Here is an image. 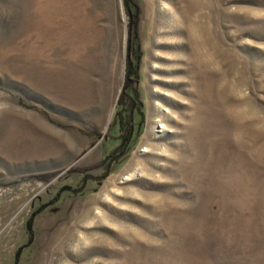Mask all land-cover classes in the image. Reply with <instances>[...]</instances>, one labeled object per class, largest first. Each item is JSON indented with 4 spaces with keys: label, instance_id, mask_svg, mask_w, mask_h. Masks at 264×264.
<instances>
[{
    "label": "rangeland",
    "instance_id": "1",
    "mask_svg": "<svg viewBox=\"0 0 264 264\" xmlns=\"http://www.w3.org/2000/svg\"><path fill=\"white\" fill-rule=\"evenodd\" d=\"M0 264H264V0H0Z\"/></svg>",
    "mask_w": 264,
    "mask_h": 264
},
{
    "label": "trees",
    "instance_id": "2",
    "mask_svg": "<svg viewBox=\"0 0 264 264\" xmlns=\"http://www.w3.org/2000/svg\"><path fill=\"white\" fill-rule=\"evenodd\" d=\"M126 11L128 12V16H131V9L130 6L127 4V2H124ZM130 34L132 32V26L128 28ZM131 45V37L129 36L128 39V46ZM129 53H127V59H126V67H125V82L122 87V90L119 94L118 100H117V120H118V130L119 135L117 136V140H122L123 144L119 150V152L115 155L109 156L106 163H104L102 167V171L99 175H91V174H83L80 178V180L77 182L76 186L73 188L68 189L69 191L73 193H79L83 189L85 183L87 181H93V182H99L102 180L108 173L111 164L113 162H118V159L125 154L126 146L129 144V142L132 139L133 131H134V125H133V114L135 109L137 108L136 100L127 92V88L129 85V82L132 81L131 77L135 76L136 71L135 67L133 65L132 60L129 57ZM69 187V186H64ZM60 191L57 192L56 196L53 198V200H50L49 205L54 204L57 202L59 197Z\"/></svg>",
    "mask_w": 264,
    "mask_h": 264
},
{
    "label": "bare ground",
    "instance_id": "3",
    "mask_svg": "<svg viewBox=\"0 0 264 264\" xmlns=\"http://www.w3.org/2000/svg\"><path fill=\"white\" fill-rule=\"evenodd\" d=\"M168 116V115H167ZM161 124H162V127H165V124L163 123V122H160ZM145 151V150H144ZM131 164V163H130ZM133 176H135V174H131V175H129V177H133ZM112 178V177H111ZM111 181L113 182L114 180L113 179H111Z\"/></svg>",
    "mask_w": 264,
    "mask_h": 264
},
{
    "label": "water",
    "instance_id": "4",
    "mask_svg": "<svg viewBox=\"0 0 264 264\" xmlns=\"http://www.w3.org/2000/svg\"><path fill=\"white\" fill-rule=\"evenodd\" d=\"M69 188H70V187H67V188H66V187H63L62 190H64V189H69Z\"/></svg>",
    "mask_w": 264,
    "mask_h": 264
}]
</instances>
